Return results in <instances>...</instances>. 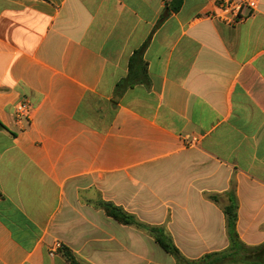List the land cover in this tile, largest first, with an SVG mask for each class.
<instances>
[{"label": "crops", "instance_id": "crops-1", "mask_svg": "<svg viewBox=\"0 0 264 264\" xmlns=\"http://www.w3.org/2000/svg\"><path fill=\"white\" fill-rule=\"evenodd\" d=\"M172 1L0 0V264H178L101 202L190 261L228 249L231 204L264 244V0L235 27Z\"/></svg>", "mask_w": 264, "mask_h": 264}, {"label": "trees", "instance_id": "trees-1", "mask_svg": "<svg viewBox=\"0 0 264 264\" xmlns=\"http://www.w3.org/2000/svg\"><path fill=\"white\" fill-rule=\"evenodd\" d=\"M184 0H173L172 10L178 12ZM144 64L143 49L135 52L130 60V68L134 65ZM132 86L130 79L124 80L118 84V89ZM100 207L105 211L108 217H111L124 225L135 226L147 230L154 238L156 243L168 254L172 255L178 264H264V244L257 247H249L244 244L236 231L238 220V208L236 204H231L224 209L230 245L222 253H215L204 256L199 261L187 260L172 242L170 236L160 227L144 225L138 222L135 217L126 213L122 208L112 203L101 202ZM75 262V261H74Z\"/></svg>", "mask_w": 264, "mask_h": 264}, {"label": "built area", "instance_id": "built-area-1", "mask_svg": "<svg viewBox=\"0 0 264 264\" xmlns=\"http://www.w3.org/2000/svg\"><path fill=\"white\" fill-rule=\"evenodd\" d=\"M259 6L260 0H218L209 17L225 25L235 27L254 17ZM244 10L248 11V15H243ZM32 113L33 107L27 98L18 101L15 108V118L18 123L30 120ZM193 142H197V139H194ZM62 249L63 244L58 241L52 246L50 254L52 256L57 255Z\"/></svg>", "mask_w": 264, "mask_h": 264}]
</instances>
